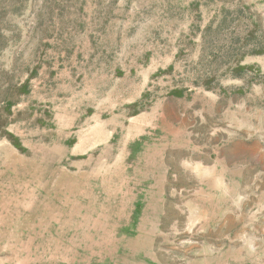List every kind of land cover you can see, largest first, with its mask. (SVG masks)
Returning a JSON list of instances; mask_svg holds the SVG:
<instances>
[{
  "label": "rangeland",
  "instance_id": "rangeland-1",
  "mask_svg": "<svg viewBox=\"0 0 264 264\" xmlns=\"http://www.w3.org/2000/svg\"><path fill=\"white\" fill-rule=\"evenodd\" d=\"M217 168L264 169V0H0V264H185L259 194Z\"/></svg>",
  "mask_w": 264,
  "mask_h": 264
},
{
  "label": "crops",
  "instance_id": "crops-1",
  "mask_svg": "<svg viewBox=\"0 0 264 264\" xmlns=\"http://www.w3.org/2000/svg\"><path fill=\"white\" fill-rule=\"evenodd\" d=\"M137 88H140V94H142L144 84L137 85ZM140 97L138 95L130 103L138 102ZM107 108L105 103H101L96 108L98 112L95 115L101 118L99 121L96 120L95 128L100 131V135L108 137L110 141L112 131L107 130L110 121L104 120L102 117ZM74 140L69 154L71 156L82 155L80 150L85 148L84 140L80 138V135H75ZM102 144L98 141L95 146L89 145L88 148L92 150ZM221 169L217 168L216 173L217 176H220L223 186L231 189H241L242 186H247L250 190H260L259 194L248 199L240 196L238 201L242 202L241 204L234 203L231 212L227 211L228 209L225 210L228 212L226 214L224 212L223 215V228L225 229L223 232L220 230L217 232L216 244L214 241L208 242L194 253L195 256H192L193 253H186L183 260L185 264H264V169L258 175V170L254 168L255 171L252 174L254 177H250L248 182L240 181L241 176L236 177L235 173L241 171ZM246 206L250 207L248 215L243 213V207ZM218 223H220V217H218Z\"/></svg>",
  "mask_w": 264,
  "mask_h": 264
},
{
  "label": "trees",
  "instance_id": "trees-1",
  "mask_svg": "<svg viewBox=\"0 0 264 264\" xmlns=\"http://www.w3.org/2000/svg\"><path fill=\"white\" fill-rule=\"evenodd\" d=\"M14 145L19 148L20 150H22L21 144L16 140L14 141Z\"/></svg>",
  "mask_w": 264,
  "mask_h": 264
}]
</instances>
